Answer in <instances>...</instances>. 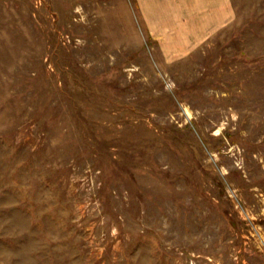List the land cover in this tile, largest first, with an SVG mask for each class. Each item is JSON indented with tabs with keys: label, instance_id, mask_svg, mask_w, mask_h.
<instances>
[{
	"label": "rangeland",
	"instance_id": "obj_1",
	"mask_svg": "<svg viewBox=\"0 0 264 264\" xmlns=\"http://www.w3.org/2000/svg\"><path fill=\"white\" fill-rule=\"evenodd\" d=\"M232 1L0 0V264H264V0Z\"/></svg>",
	"mask_w": 264,
	"mask_h": 264
},
{
	"label": "crops",
	"instance_id": "obj_2",
	"mask_svg": "<svg viewBox=\"0 0 264 264\" xmlns=\"http://www.w3.org/2000/svg\"><path fill=\"white\" fill-rule=\"evenodd\" d=\"M167 2H196L198 5L200 2H223V6L219 4V12L215 13V16L210 19L211 22L220 23L222 20L225 21L226 18H229L231 16L232 11V0H165ZM199 2V3H197ZM223 7V8H222ZM216 9H213L214 12ZM210 17V16H209Z\"/></svg>",
	"mask_w": 264,
	"mask_h": 264
}]
</instances>
